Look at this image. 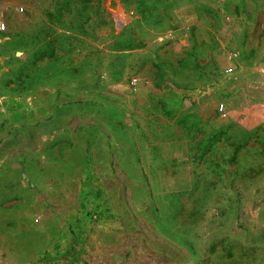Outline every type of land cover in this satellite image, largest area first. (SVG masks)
<instances>
[{
  "label": "rangeland",
  "instance_id": "374dc122",
  "mask_svg": "<svg viewBox=\"0 0 264 264\" xmlns=\"http://www.w3.org/2000/svg\"><path fill=\"white\" fill-rule=\"evenodd\" d=\"M0 23V264H264V0Z\"/></svg>",
  "mask_w": 264,
  "mask_h": 264
},
{
  "label": "built area",
  "instance_id": "2783aa9c",
  "mask_svg": "<svg viewBox=\"0 0 264 264\" xmlns=\"http://www.w3.org/2000/svg\"><path fill=\"white\" fill-rule=\"evenodd\" d=\"M6 30H7V25L5 24V23H0V33H4V32H6ZM230 58L231 59H235V58H237V54H232L231 56H230ZM232 69H229V71H231ZM221 110H222V108H221Z\"/></svg>",
  "mask_w": 264,
  "mask_h": 264
}]
</instances>
